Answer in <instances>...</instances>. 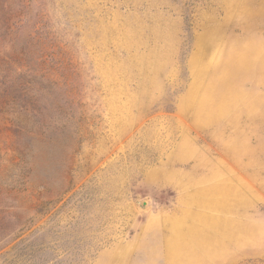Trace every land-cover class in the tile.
<instances>
[{
  "label": "rangeland",
  "instance_id": "374dc122",
  "mask_svg": "<svg viewBox=\"0 0 264 264\" xmlns=\"http://www.w3.org/2000/svg\"><path fill=\"white\" fill-rule=\"evenodd\" d=\"M197 157L221 251L128 243ZM187 261L264 264V0H0V264Z\"/></svg>",
  "mask_w": 264,
  "mask_h": 264
},
{
  "label": "crops",
  "instance_id": "0c3cea01",
  "mask_svg": "<svg viewBox=\"0 0 264 264\" xmlns=\"http://www.w3.org/2000/svg\"><path fill=\"white\" fill-rule=\"evenodd\" d=\"M188 139L186 137L180 140V146L186 144ZM193 154L190 155L192 157ZM189 157V158H190ZM188 158V159H189ZM194 164L192 168L205 166L209 171V178H198L197 180L192 178L177 177L172 171L171 175H164L161 178V182L164 184H170L175 187L182 188V195L178 198V206L172 209L167 214H162L160 217H156L159 222V226L150 227V222L145 220L144 228L138 232V234L130 236L128 243L138 241L140 244L147 243L149 245H160L166 252H170V258L174 262L178 254H184L187 259H193L197 257L196 254L201 252H219L221 246L225 244L224 232L220 228L221 218L219 216L211 217L205 220V214L203 208L209 206V208L219 211L220 204L217 194L219 188L226 185L224 180L213 178V174L219 170H224L225 167L220 168L221 164L214 162H202L200 159L194 158ZM205 185L212 187L211 200L207 203L202 196L193 195L192 192L187 191V187L194 185ZM160 220V221H159ZM200 252V253H199ZM185 264H191L187 261ZM195 264V263H193Z\"/></svg>",
  "mask_w": 264,
  "mask_h": 264
}]
</instances>
